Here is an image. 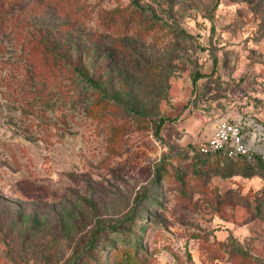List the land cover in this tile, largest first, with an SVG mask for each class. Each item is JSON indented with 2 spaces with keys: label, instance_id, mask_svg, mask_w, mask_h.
<instances>
[{
  "label": "rangeland",
  "instance_id": "rangeland-1",
  "mask_svg": "<svg viewBox=\"0 0 264 264\" xmlns=\"http://www.w3.org/2000/svg\"><path fill=\"white\" fill-rule=\"evenodd\" d=\"M11 1L0 264H264V168L196 151L264 124V0Z\"/></svg>",
  "mask_w": 264,
  "mask_h": 264
},
{
  "label": "built area",
  "instance_id": "built-area-1",
  "mask_svg": "<svg viewBox=\"0 0 264 264\" xmlns=\"http://www.w3.org/2000/svg\"><path fill=\"white\" fill-rule=\"evenodd\" d=\"M197 150L207 156L241 159L264 167V124L249 117L221 120Z\"/></svg>",
  "mask_w": 264,
  "mask_h": 264
},
{
  "label": "trees",
  "instance_id": "trees-1",
  "mask_svg": "<svg viewBox=\"0 0 264 264\" xmlns=\"http://www.w3.org/2000/svg\"><path fill=\"white\" fill-rule=\"evenodd\" d=\"M12 3H13V5H15L16 4V2H15V0H12L11 1ZM1 5V4H0ZM4 6H5V4L4 3H2V5H1V8H4ZM198 79V77H195V81ZM92 82H94V80H91ZM199 154H201L198 150H196ZM201 155H203V156H205V157H216V156H207V155H204V154H201ZM225 157V156H224ZM238 160H241V159H238ZM244 161H246V160H244ZM260 166H262L261 164H259ZM262 168H264L263 166H262Z\"/></svg>",
  "mask_w": 264,
  "mask_h": 264
}]
</instances>
